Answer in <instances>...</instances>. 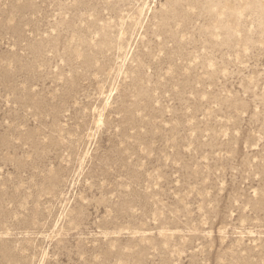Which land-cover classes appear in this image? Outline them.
Listing matches in <instances>:
<instances>
[{"label": "rangeland", "instance_id": "374dc122", "mask_svg": "<svg viewBox=\"0 0 264 264\" xmlns=\"http://www.w3.org/2000/svg\"><path fill=\"white\" fill-rule=\"evenodd\" d=\"M0 264H264V0H0Z\"/></svg>", "mask_w": 264, "mask_h": 264}]
</instances>
